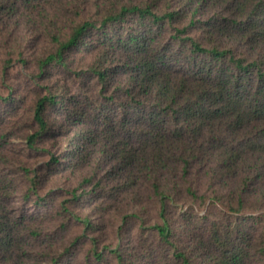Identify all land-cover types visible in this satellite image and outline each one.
I'll list each match as a JSON object with an SVG mask.
<instances>
[{"label":"trees","instance_id":"obj_1","mask_svg":"<svg viewBox=\"0 0 264 264\" xmlns=\"http://www.w3.org/2000/svg\"><path fill=\"white\" fill-rule=\"evenodd\" d=\"M0 49L8 87L0 100H24L8 83L16 64L40 89L27 146L49 152L50 164L88 166L81 185L92 187L74 197L116 189L143 203L147 193L161 220L124 218L142 219L171 247V264H264V232L246 226L248 214L264 222V0H0ZM50 105L66 113L60 147L44 141L57 132ZM10 134L0 135V163L42 197L41 172L8 156ZM15 188L0 178V264H48L10 224L2 199ZM217 206L227 220L211 221ZM65 208L91 227L92 218ZM173 208L189 219L207 211L211 225L182 242ZM93 242L90 264H110ZM109 249L116 264H130L120 245Z\"/></svg>","mask_w":264,"mask_h":264},{"label":"rangeland","instance_id":"obj_2","mask_svg":"<svg viewBox=\"0 0 264 264\" xmlns=\"http://www.w3.org/2000/svg\"><path fill=\"white\" fill-rule=\"evenodd\" d=\"M34 40L37 48L43 47V40ZM78 56L83 54L80 53ZM1 59L0 49V61ZM1 69L0 67V91L6 94L8 87L2 82ZM9 75L8 83L14 84L13 90L19 91V95L24 97V100L19 105L0 100V135L5 130H11L3 145H6L8 156L13 160L18 158L37 168L41 172L40 178H43L41 197L29 191L27 183L20 174L22 171L14 169L12 164L7 166L0 163V178L14 179L16 185L13 193L2 199L3 207L7 211L10 224L27 234V247L36 255L45 253V262L48 264H90L95 258L93 239L97 238L100 248L108 255L110 264H116V258L109 252V248L116 245H120L130 264H171V247L161 242L155 234L144 229L142 219L146 220L145 224L161 220L158 213L159 206L147 193L142 197L143 203L131 201L132 199L126 198L125 194L117 192L116 189L105 193V196L97 200H94V195L90 192L80 198L74 197L72 192L74 189L77 188V194H83L85 188L89 190L92 187V183L81 185L88 166L72 168L68 165V161L50 164L49 152L27 146L26 136L35 127L31 116L33 100L40 89L30 78L28 68L23 65H14ZM66 76L73 82L72 76ZM17 105L21 109L16 113L13 111ZM47 112L50 119L55 121L54 129L57 132H49L45 135V143L65 145L63 139L65 133L60 134L63 129L59 124L66 118V113L61 107L54 105L48 106ZM114 183L115 181L111 182ZM66 206L75 213L92 218L91 227L67 212ZM127 212H140L143 218H131L126 221L124 216ZM206 212L196 210L189 219L188 214L179 208H173L172 214L177 228L175 238L186 242L192 238L190 232L204 233L216 217L227 220L218 206L213 208L211 221L205 218ZM247 216L249 221L246 226H255L258 230L257 234L263 233L264 222L259 221V218L255 220L249 214ZM235 220H238V217L232 218V221L236 222ZM235 224L237 225V222ZM30 227L39 228L42 234L39 237L31 235L28 231ZM54 258L57 260L54 261Z\"/></svg>","mask_w":264,"mask_h":264}]
</instances>
